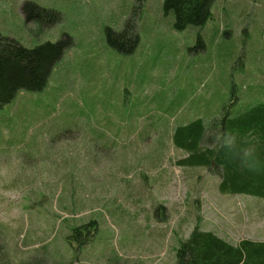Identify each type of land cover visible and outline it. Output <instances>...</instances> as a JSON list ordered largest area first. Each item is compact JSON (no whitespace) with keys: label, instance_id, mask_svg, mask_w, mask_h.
<instances>
[{"label":"rangeland","instance_id":"rangeland-1","mask_svg":"<svg viewBox=\"0 0 264 264\" xmlns=\"http://www.w3.org/2000/svg\"><path fill=\"white\" fill-rule=\"evenodd\" d=\"M23 1L0 0L2 35L70 45L43 89L0 106V264H175L193 228L264 240V198L221 193L171 139L264 102V0H214L182 30L163 0H30L61 15L42 31ZM127 23L130 52L106 37Z\"/></svg>","mask_w":264,"mask_h":264},{"label":"trees","instance_id":"trees-1","mask_svg":"<svg viewBox=\"0 0 264 264\" xmlns=\"http://www.w3.org/2000/svg\"><path fill=\"white\" fill-rule=\"evenodd\" d=\"M214 0H163L165 12L172 11V26L182 30L187 25H202L212 16ZM20 9L24 23L36 24L39 31L61 20L58 11L25 0ZM126 24L122 31L106 30L107 41L120 51L130 52L132 44L122 48L117 41L129 37ZM118 39V40H117ZM70 45L69 36L25 47L14 38L0 33V106L10 102L20 91H39L45 86L55 63ZM173 145L187 155L177 163L205 166L220 175L221 193L247 194L264 198V102L234 116L227 107L209 122L197 118L175 128ZM213 141V144L210 142ZM208 142V145L204 143ZM88 224L73 228L80 232ZM175 264H264V240L243 238L233 244L216 233L193 228L176 249Z\"/></svg>","mask_w":264,"mask_h":264}]
</instances>
